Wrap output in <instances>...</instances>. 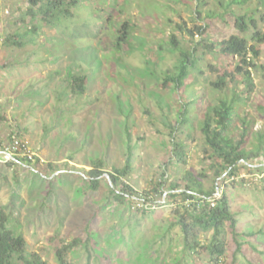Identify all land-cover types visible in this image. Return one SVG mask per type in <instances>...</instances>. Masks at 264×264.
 <instances>
[{
	"label": "rangeland",
	"instance_id": "374dc122",
	"mask_svg": "<svg viewBox=\"0 0 264 264\" xmlns=\"http://www.w3.org/2000/svg\"><path fill=\"white\" fill-rule=\"evenodd\" d=\"M76 1L63 0L64 12L46 21L31 0H0V150L17 134L39 154L29 165L0 158L8 226L47 264H59L58 250L75 239L67 264H264V42L249 68L253 87L235 72L239 58L220 51L230 35L255 30L236 27L241 15L264 32V0ZM183 54L194 62L176 87L165 78ZM234 97L225 133L252 157L218 177L202 122ZM94 168L96 190L88 186ZM189 174L214 197L225 191L237 218L225 224L220 257L209 246L213 229L187 213L193 202L170 195Z\"/></svg>",
	"mask_w": 264,
	"mask_h": 264
},
{
	"label": "trees",
	"instance_id": "16d2710c",
	"mask_svg": "<svg viewBox=\"0 0 264 264\" xmlns=\"http://www.w3.org/2000/svg\"><path fill=\"white\" fill-rule=\"evenodd\" d=\"M34 2L33 8H30L32 14L37 15L39 11L43 12L44 18L47 21L46 15H52L53 12L63 13V9H57L63 0H49L47 4H40L42 0H31ZM247 0H233L234 3L244 4ZM74 2H77L74 0ZM230 3V1H229ZM40 4V5H39ZM36 7V8H35ZM57 9V10H56ZM52 10H54L52 12ZM50 19H48L49 21ZM51 21V20H50ZM236 27L240 29L243 33H246L249 30L250 26H253L255 29L252 33H246L244 36L239 34H232L228 38L224 39L221 43L220 51L223 54L231 55L239 58L237 63L236 73H242L245 75V82L249 84L250 87H253L251 79L250 67L254 65V60L259 57L260 51L258 45L264 42V32L262 33L259 28H257L256 20L253 16L249 14H244L236 19ZM202 32L203 28L198 26L197 28ZM193 32L192 30H189ZM176 44V38L172 41ZM194 56V54H191ZM188 60H191L188 62ZM193 59L187 55L183 54L180 64L178 65V71L176 74H167L165 82L172 81L176 87H181L184 84L185 78L188 76V64L193 63ZM226 77L221 76L215 84L223 86L226 84ZM73 85L78 88L79 92L82 91V86L84 80L82 76L75 75L73 79ZM237 98L234 97L231 102L227 100H221L219 104L211 106L205 114V118L202 122V130L206 137V142L212 148V151L208 153L207 157L214 159L212 165L217 166L216 174L218 177L228 174L233 175L234 169L241 161L249 160L252 155H248L246 150L242 147V140H239L237 143L234 142L228 134L225 133V130H228V126L231 122V115L234 108V103ZM240 100V98L238 97ZM178 147L175 149V154L179 159L184 160V155L186 153L183 150V145L180 142H174ZM18 161H9V163L22 162V163H31L30 160L26 158H17ZM131 163V156L128 157L126 165L122 170H119L123 175H126L129 172V167ZM29 165V164H27ZM101 172L97 171L95 168L90 172L88 179V186L96 190L100 180L99 176ZM112 176V182L114 185L117 183V178ZM162 182L158 184V187H162ZM178 184L172 185V191L170 195L177 197L182 195L186 200H191L193 204L187 206V213L191 214L194 225H200L202 229L208 230L213 229V236L211 238L210 249L213 253H216L218 257L225 253V245L221 238L223 234L224 227L226 222H230L232 226L235 225L237 218H235L234 213L231 211L230 200L225 191L219 196H213L216 192V189L205 190L202 182L189 174L188 183L184 190L179 191ZM157 187V188H158ZM111 185V190L114 192L117 199H124L127 195L125 191H117L113 189ZM220 189V187H219ZM179 191V192H178ZM215 198L214 205L211 204L210 199ZM192 206V207H191ZM9 216L5 213V210L0 205V264H12L15 259H20L23 261V264H47L46 261H43L39 254L29 253L26 251L25 246L27 244L24 235L21 233H16L15 230L11 229L8 226ZM184 224V222L182 221ZM187 224H184L185 230H187ZM78 239L74 240L73 244L64 245L57 252V259L59 264H67L66 253L68 250L74 248L77 245ZM197 243V242H196ZM192 246L191 244H188ZM193 246L192 248H195ZM69 248V249H68Z\"/></svg>",
	"mask_w": 264,
	"mask_h": 264
},
{
	"label": "built area",
	"instance_id": "2783aa9c",
	"mask_svg": "<svg viewBox=\"0 0 264 264\" xmlns=\"http://www.w3.org/2000/svg\"><path fill=\"white\" fill-rule=\"evenodd\" d=\"M3 157L5 161H18L17 158H26L34 161L39 157L35 148L23 137L14 134L9 145L0 150V158ZM215 198L210 199L211 204L214 205Z\"/></svg>",
	"mask_w": 264,
	"mask_h": 264
},
{
	"label": "water",
	"instance_id": "95a60500",
	"mask_svg": "<svg viewBox=\"0 0 264 264\" xmlns=\"http://www.w3.org/2000/svg\"><path fill=\"white\" fill-rule=\"evenodd\" d=\"M217 191H219V189H217Z\"/></svg>",
	"mask_w": 264,
	"mask_h": 264
}]
</instances>
